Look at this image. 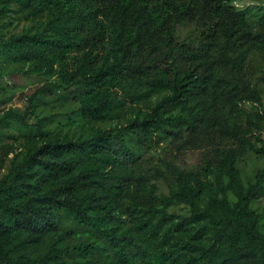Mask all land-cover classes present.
I'll use <instances>...</instances> for the list:
<instances>
[{"label":"trees","instance_id":"16d2710c","mask_svg":"<svg viewBox=\"0 0 264 264\" xmlns=\"http://www.w3.org/2000/svg\"><path fill=\"white\" fill-rule=\"evenodd\" d=\"M21 1L31 14L50 15L46 29L50 33L9 37L4 44L8 54L23 63L59 61L57 80L42 84L31 99L75 87L79 114L103 121L120 105L114 89L125 78L133 88L147 86L151 92L168 94L124 126L83 140L49 141L11 167L8 177L0 180V264H56L62 256L58 249L51 247L32 259L16 253L14 241L20 238L21 247L39 245L47 234L59 231L61 210L94 233L104 232L115 264H264V232H259L257 214L249 206L261 190L264 169L254 183L244 186L230 151L222 154L217 170L228 178L222 190H231L237 202L230 208L222 201L218 215L207 222L195 204L196 193L181 185L163 199L165 205L180 200L191 206V215L176 224L178 239L172 245L174 231L162 229L137 197L129 213L134 231L129 239L104 231L77 202L95 195L117 200L126 194L121 180L124 162L130 159L126 134L147 140L167 127L179 126L184 119L174 110L196 100L208 106L206 112L223 97L234 100L242 95L259 101L241 74L242 58L230 54L244 42L264 50V33L241 34L247 27L245 16L219 0ZM195 13L202 14L206 23L202 42L192 47L177 42L173 34L179 20ZM73 51L77 56L68 61L66 54ZM214 67L230 68L238 79L216 77ZM192 120L189 130L203 119ZM239 140L264 156V145ZM166 246L167 251L158 250ZM80 249L90 253L88 247Z\"/></svg>","mask_w":264,"mask_h":264},{"label":"rangeland","instance_id":"374dc122","mask_svg":"<svg viewBox=\"0 0 264 264\" xmlns=\"http://www.w3.org/2000/svg\"><path fill=\"white\" fill-rule=\"evenodd\" d=\"M243 13L247 27L241 34L264 33V0H219ZM50 15L31 14L21 0H0V180L6 179L10 169L28 152L36 151L49 141L83 140L108 129L126 125L134 118H141L164 96L167 90L151 92L147 86L133 88L128 78L114 89L121 100L112 116L103 121L84 119L78 112L74 96L75 87L53 90L30 98L46 82L57 80L59 61L48 58L46 62H18L8 54L4 45L9 37L22 34H49L46 32ZM206 19L202 14L184 17L176 23L174 38L179 43L198 46L203 38ZM240 34V35H241ZM71 61L76 52L66 54ZM231 57L242 58L241 74L259 101L239 95L236 99H223L214 103L210 112L200 101L187 103L174 110L184 121L176 127H167L143 140L126 134L130 159L121 180L126 194L117 200L95 195L89 200H77L82 212L94 218L105 231L133 236L129 213L137 197L145 208L154 213V221L162 229L173 232L170 245L178 239L176 224L191 215L189 203L180 200L165 205L164 197L176 192L181 185L191 187L196 193L195 204L207 216V222L220 212L223 201L227 207L237 202L235 194L222 187L228 182L218 173V163L225 151L235 156L234 166L244 186L254 183L256 175L264 169V156L239 137L256 147L264 145V50L251 43H239ZM216 77L237 80L239 74L214 67ZM209 114V115H208ZM203 120L189 130L192 117ZM78 170L74 173L76 174ZM55 187V186H51ZM257 214L259 232H264V177L261 190L249 203ZM59 231L49 233L39 245L21 247L17 238L16 253L32 259L46 254L51 247L62 252L56 264H115L114 254L107 238L78 224L73 214L58 211ZM80 247H88L86 253ZM132 248H130V251ZM162 252L168 246L158 249Z\"/></svg>","mask_w":264,"mask_h":264}]
</instances>
